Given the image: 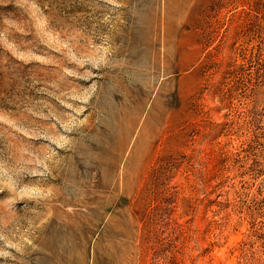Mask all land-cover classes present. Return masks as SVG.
<instances>
[{
  "label": "rangeland",
  "instance_id": "374dc122",
  "mask_svg": "<svg viewBox=\"0 0 264 264\" xmlns=\"http://www.w3.org/2000/svg\"><path fill=\"white\" fill-rule=\"evenodd\" d=\"M0 264H264V0H0Z\"/></svg>",
  "mask_w": 264,
  "mask_h": 264
}]
</instances>
